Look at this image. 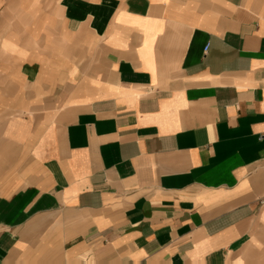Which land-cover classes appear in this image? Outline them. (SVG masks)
Returning a JSON list of instances; mask_svg holds the SVG:
<instances>
[{"label": "crops", "instance_id": "obj_1", "mask_svg": "<svg viewBox=\"0 0 264 264\" xmlns=\"http://www.w3.org/2000/svg\"><path fill=\"white\" fill-rule=\"evenodd\" d=\"M0 264H264V0H0Z\"/></svg>", "mask_w": 264, "mask_h": 264}]
</instances>
